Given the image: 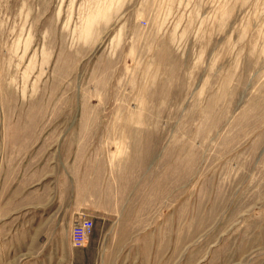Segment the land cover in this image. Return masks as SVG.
Listing matches in <instances>:
<instances>
[{
    "label": "rangeland",
    "instance_id": "374dc122",
    "mask_svg": "<svg viewBox=\"0 0 264 264\" xmlns=\"http://www.w3.org/2000/svg\"><path fill=\"white\" fill-rule=\"evenodd\" d=\"M0 264H264V0H0Z\"/></svg>",
    "mask_w": 264,
    "mask_h": 264
},
{
    "label": "built area",
    "instance_id": "2783aa9c",
    "mask_svg": "<svg viewBox=\"0 0 264 264\" xmlns=\"http://www.w3.org/2000/svg\"><path fill=\"white\" fill-rule=\"evenodd\" d=\"M94 227V222L92 219L84 218L79 221L73 229L72 233V243L77 248H82L86 245L92 230Z\"/></svg>",
    "mask_w": 264,
    "mask_h": 264
},
{
    "label": "crops",
    "instance_id": "0c3cea01",
    "mask_svg": "<svg viewBox=\"0 0 264 264\" xmlns=\"http://www.w3.org/2000/svg\"><path fill=\"white\" fill-rule=\"evenodd\" d=\"M72 239V238H71ZM71 239L70 237H68V243L71 244Z\"/></svg>",
    "mask_w": 264,
    "mask_h": 264
}]
</instances>
